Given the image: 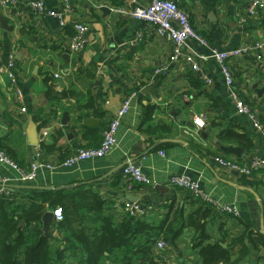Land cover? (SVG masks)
Wrapping results in <instances>:
<instances>
[{
    "label": "crops",
    "instance_id": "0c3cea01",
    "mask_svg": "<svg viewBox=\"0 0 264 264\" xmlns=\"http://www.w3.org/2000/svg\"><path fill=\"white\" fill-rule=\"evenodd\" d=\"M1 1L0 68H7L12 78L0 75V150L25 171L33 164L39 169L34 181L23 184L12 166L0 163V180L9 177L11 185L99 192L117 220L115 202L135 196L146 209L143 218L158 222L171 205L185 207L186 214L199 206L189 192L169 183L188 176L211 200L239 214L215 213L207 225L213 240L227 247L248 229L264 235V169L249 175L218 161L221 157L250 168L254 160L264 158V133L250 116L238 113L214 57L215 50L254 47L231 61L229 70L235 75V93L264 126V12L249 17L241 27L238 15L245 13V5L240 0H173L190 12L192 24L207 42L189 40L184 47L196 55L199 71H193L183 61L171 59L174 46L166 37L119 12L134 6L131 0H69L70 12L63 0H18L15 6H3ZM36 1L43 2L42 11L34 10ZM47 10L63 14L66 25L44 13ZM78 22L89 26L88 42L71 53L73 25ZM11 26V30L6 28ZM256 44L263 47L255 48ZM67 53L68 63L63 57ZM204 75L211 79L209 85ZM49 85L73 95L50 101L46 96ZM133 92L136 95L118 130L117 146L102 159L63 167L78 148L100 146L110 121ZM31 116L44 137L38 147L29 144ZM200 116L206 121L203 129L194 124ZM229 127L248 134L253 148L219 138L220 131ZM42 144L54 149H42ZM221 145L245 151L239 157ZM129 161L141 166L150 184L124 174ZM194 234L193 228H185L177 245L167 248L168 264H202L192 249ZM246 244L251 251L244 264H264L260 254L264 247L258 244L256 251L250 241ZM233 253L237 258L238 246ZM68 254L69 264L87 258L80 250Z\"/></svg>",
    "mask_w": 264,
    "mask_h": 264
},
{
    "label": "trees",
    "instance_id": "16d2710c",
    "mask_svg": "<svg viewBox=\"0 0 264 264\" xmlns=\"http://www.w3.org/2000/svg\"><path fill=\"white\" fill-rule=\"evenodd\" d=\"M70 95L72 91L59 93L51 85L46 89L50 101L58 102ZM219 138L248 149L254 146L248 134L231 127L221 130ZM41 148L51 151L54 146L42 144ZM10 193L0 197V264H50L53 260L62 264L64 252L41 230L42 216L49 210L64 216L63 221L54 224L55 243L59 242V236L63 238L67 256L69 251L77 250L86 255L78 264H168L155 252L157 241L164 236L169 246L175 247L185 228L195 231L192 249L198 252L202 264H244L251 251L247 240L256 251L258 244L264 247V235L249 229L232 238L226 248L213 240L207 225L217 215L208 202L199 203L189 214L185 213V207L171 205L158 222H150L130 215L117 220L111 204L90 189H23ZM236 246L237 258L233 253Z\"/></svg>",
    "mask_w": 264,
    "mask_h": 264
},
{
    "label": "built area",
    "instance_id": "2783aa9c",
    "mask_svg": "<svg viewBox=\"0 0 264 264\" xmlns=\"http://www.w3.org/2000/svg\"><path fill=\"white\" fill-rule=\"evenodd\" d=\"M69 0H63L62 4L67 6V10L70 12ZM135 3L130 8L121 9L119 12L123 15L142 21L147 27L154 28L156 32L166 37V39L174 46L171 59L175 62L183 61L185 65L190 67L193 71H199V65L197 63L196 55L192 52L184 51V47L189 40H197L201 43L207 44L205 39L198 33L192 24L190 12L181 7L176 1L173 0H147V3H139L137 0H131ZM245 5V13L239 14V23L243 27L249 17L255 16L259 11L264 12V0H240ZM18 0H2L3 6H15L18 4ZM33 8L36 11H42L44 4L42 1H36L33 4ZM47 15L59 17L61 26L66 25V19L63 14L56 13L55 11H44ZM67 14V12H64ZM75 34L72 37L70 51L74 53L83 49L88 42L87 35L89 32V26L86 23L78 22L73 25ZM263 45L256 44L255 48L261 49ZM254 47L242 46L229 51H214V57L219 64L221 73L226 81V84L231 89V99L235 102L236 108L239 114L250 116L254 121L256 129L264 133V126L258 121L253 114L252 109L247 105L239 94L235 93V75L230 72L229 64L231 61L241 57L247 52L252 51ZM14 64V62H13ZM6 75L9 79L12 78V74L9 73L5 67L0 68V75ZM58 76V75H57ZM204 83L210 84L212 81L206 75L203 76ZM136 95V92L129 93L123 100V103L118 110L115 117L110 121L108 129L103 133V139L98 148L92 147H80L72 155L62 163L63 167L74 166L81 161L97 160L104 158L114 147L118 144L117 133L123 121V118L131 109V100ZM20 99V93H19ZM25 111V109H24ZM194 124L197 129H203L206 126V121L203 117H196ZM45 135V134H44ZM163 154V152H161ZM219 164L225 168H231L233 170H239L242 173L251 175L254 171L264 169V158L256 159L253 161L250 168H244L242 165L233 161L226 160L224 158L218 159ZM0 163L12 166L19 173V181L21 183H30L37 177L39 166L33 164L29 171L17 166L3 151L0 150ZM50 167V165H48ZM124 174L130 177L138 183L145 185L150 184L149 179L143 173L141 166L137 165L134 161H129L124 168ZM12 179L9 177H3L0 180V197L10 196L12 189ZM172 188H182L189 192L195 199L202 202H208L213 206L214 212L217 214H229L237 217L239 214L233 208L225 205H221L209 197L201 188L198 182L193 181L188 176L175 177L170 182ZM20 198V196H17ZM114 209L121 217L122 215H130L137 219L143 218L146 213V209L138 201L120 200L114 204ZM56 213V223L63 221L64 216L60 212ZM169 247L168 242L162 236L155 246L156 254L168 263L165 257V252ZM261 256H264V248L261 251Z\"/></svg>",
    "mask_w": 264,
    "mask_h": 264
},
{
    "label": "water",
    "instance_id": "95a60500",
    "mask_svg": "<svg viewBox=\"0 0 264 264\" xmlns=\"http://www.w3.org/2000/svg\"><path fill=\"white\" fill-rule=\"evenodd\" d=\"M1 23L5 25V21L1 20ZM7 29L11 30L13 27H6ZM63 57L66 59L67 63L70 61V54H64ZM43 136L39 134L37 125L34 123L32 116L30 117V125L28 128V139L29 144L34 147H38L41 144V140H43ZM221 149L227 153L235 154L241 157L245 151L244 148L239 146H222ZM12 189H51L50 186H36V185H11ZM128 200L130 201H137L138 197L128 195ZM56 223V213L54 211H47L42 216V232L45 237L54 242L53 231H54V224ZM223 247H226V244H222Z\"/></svg>",
    "mask_w": 264,
    "mask_h": 264
},
{
    "label": "rangeland",
    "instance_id": "374dc122",
    "mask_svg": "<svg viewBox=\"0 0 264 264\" xmlns=\"http://www.w3.org/2000/svg\"><path fill=\"white\" fill-rule=\"evenodd\" d=\"M90 225H93V222H91ZM54 232V231H53ZM58 236V235H57ZM58 240L59 242L55 243V241L53 242V244H55V247L60 250V251H63L64 252V256L65 258L63 259V261H61L62 264H69L68 262V256H67V251H66V246L65 244L63 243V238L59 237L58 236ZM24 260L25 258H23V261L22 263H24ZM50 264H56V261L53 260Z\"/></svg>",
    "mask_w": 264,
    "mask_h": 264
},
{
    "label": "clouds",
    "instance_id": "9594fccd",
    "mask_svg": "<svg viewBox=\"0 0 264 264\" xmlns=\"http://www.w3.org/2000/svg\"><path fill=\"white\" fill-rule=\"evenodd\" d=\"M56 224V223H55Z\"/></svg>",
    "mask_w": 264,
    "mask_h": 264
}]
</instances>
